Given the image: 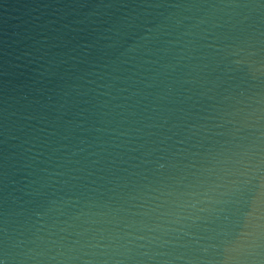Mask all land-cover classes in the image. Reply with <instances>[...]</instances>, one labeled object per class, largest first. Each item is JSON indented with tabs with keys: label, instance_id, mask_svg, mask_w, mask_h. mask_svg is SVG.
Returning a JSON list of instances; mask_svg holds the SVG:
<instances>
[{
	"label": "water",
	"instance_id": "water-1",
	"mask_svg": "<svg viewBox=\"0 0 264 264\" xmlns=\"http://www.w3.org/2000/svg\"><path fill=\"white\" fill-rule=\"evenodd\" d=\"M0 264H264V0H0Z\"/></svg>",
	"mask_w": 264,
	"mask_h": 264
}]
</instances>
